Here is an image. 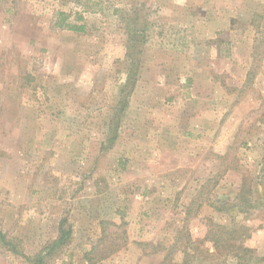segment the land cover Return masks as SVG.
I'll use <instances>...</instances> for the list:
<instances>
[{
	"label": "rangeland",
	"instance_id": "obj_1",
	"mask_svg": "<svg viewBox=\"0 0 264 264\" xmlns=\"http://www.w3.org/2000/svg\"><path fill=\"white\" fill-rule=\"evenodd\" d=\"M227 1L244 37L217 0H0V264H264V0Z\"/></svg>",
	"mask_w": 264,
	"mask_h": 264
},
{
	"label": "crops",
	"instance_id": "obj_2",
	"mask_svg": "<svg viewBox=\"0 0 264 264\" xmlns=\"http://www.w3.org/2000/svg\"><path fill=\"white\" fill-rule=\"evenodd\" d=\"M204 1H207V0H204ZM210 1H212V0H210ZM217 1H219L220 2V6H222L223 5V7H222V9H220L219 11H218V14H220V18H225L224 17V14H226V15H228V16H230V17H228L227 16V21H228V25H229V27H230V31L232 32V31H238V33L239 34H242L241 35V37H244V34H248V32L247 31H241V30H238V29H233L234 28V26L233 25H235V23H238V21L239 20H241V15L240 14H237V15H235V14H231V13H228L229 12V10H228V1L227 0H217ZM242 2H238V0H236L235 1V3L234 4H232V5H230V7H235V9L238 11V8L237 7H240L242 4H241ZM228 6H227V5ZM245 4V3H244ZM188 6H189V4H188ZM228 11V12H227ZM236 11V12H237ZM216 26H218V24L216 25ZM228 26H224L223 25V27H220V29H216V30H214V31H212L211 29H210V32L208 33V38L210 39V38H218V39H216V40H219V36H220V34H221V30H222V28H223V34L225 33V29L226 28H229ZM190 45H191V43L190 42H188V40L186 41V46H185V48L184 49H178V50H173V49H166L165 47H163V48H161V49H159L160 50V53H162V54H165V53H168V52H174V53H176V54H178V56L177 57H175V59L177 60V59H179L177 62H182L184 65H185V67H186V69H188L189 68V70L190 69H193V68H195V65L197 64V62L198 61H201V59H203L204 57L206 58V56H205V53H202V51H201V49H199L198 51H199V54H197V60L195 59V57H194V55H193V53L192 54H190ZM158 52V51H157ZM191 52H193V51H191ZM183 53H185V55L183 56ZM195 53H197L196 51H195ZM218 53H220V54H218ZM221 54H222V51H219V52H217V53H215V55H211L210 57H209V68H210V63L211 64H217L218 66H221L222 64H223V62H225L226 60H225V58H223L222 56H221ZM196 56V55H195ZM156 60H158V58H156ZM172 61V60H171ZM160 62H163V61H157V64H155L156 66V68H158L157 66L158 65H161V63ZM164 67V66H163ZM220 69V68H219ZM190 83V85L192 84V82L194 83V80L193 79H187ZM192 81V82H191ZM165 83V82H164ZM163 83V84H164ZM156 84L159 86V87H161V83L157 80V82H156ZM166 84V83H165ZM209 84H211V80H209ZM186 85H188V83H186ZM138 90V89H137ZM144 131H141V133H143ZM146 132V131H145Z\"/></svg>",
	"mask_w": 264,
	"mask_h": 264
},
{
	"label": "trees",
	"instance_id": "obj_3",
	"mask_svg": "<svg viewBox=\"0 0 264 264\" xmlns=\"http://www.w3.org/2000/svg\"><path fill=\"white\" fill-rule=\"evenodd\" d=\"M67 26L69 28L75 29V30H82L83 29L82 26H77V25H67ZM216 227L222 228L224 230L219 231V233H220L219 236H217L214 232L210 240L213 243L214 248L220 254H223L224 251L231 252V250H234L237 252L238 256H242L243 254H246V253L251 251V249H249L244 244L245 243L244 240H246V238L249 237V235H245L242 230L239 229V230H237V232L234 231L235 233H232L229 228H223L219 225H216ZM68 233H69V231L62 230V236L54 245H56L57 243H61V240H64V238H66V235ZM221 234L224 235L225 238H223ZM235 240L240 241L242 244L236 246ZM238 252H240V253H238ZM37 264H44V256L37 259Z\"/></svg>",
	"mask_w": 264,
	"mask_h": 264
}]
</instances>
